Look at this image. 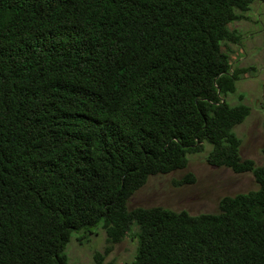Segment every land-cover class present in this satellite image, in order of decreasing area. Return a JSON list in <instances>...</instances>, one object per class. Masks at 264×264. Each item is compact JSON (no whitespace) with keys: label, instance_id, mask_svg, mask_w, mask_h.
Here are the masks:
<instances>
[{"label":"trees","instance_id":"trees-1","mask_svg":"<svg viewBox=\"0 0 264 264\" xmlns=\"http://www.w3.org/2000/svg\"><path fill=\"white\" fill-rule=\"evenodd\" d=\"M253 1L0 0V264H67L71 235L98 228L94 264L128 235L126 264H264V166L234 132L250 108L224 100L253 70L228 48ZM205 145L257 188L215 213L128 207Z\"/></svg>","mask_w":264,"mask_h":264},{"label":"rangeland","instance_id":"rangeland-1","mask_svg":"<svg viewBox=\"0 0 264 264\" xmlns=\"http://www.w3.org/2000/svg\"><path fill=\"white\" fill-rule=\"evenodd\" d=\"M244 18L229 25L240 33L238 44H229L232 67H253L243 79L235 82L236 91L227 94L224 100L229 105L241 103L250 108L247 118L234 128L241 144L239 154L242 159H251L257 166H264V0H254ZM210 149L205 145L203 152L187 155L185 169L167 174L148 177L145 184L133 193L128 207L159 206L173 211L185 210L191 215L217 212L218 202L224 196L246 193L257 188L250 173L235 174L225 167L209 166L205 156ZM186 173H191L194 181L187 185L174 186L173 182ZM93 235L77 237L73 233L65 246L67 264H94L95 252L103 253L106 243L104 232L98 228ZM78 235V236H77ZM136 240L131 235L112 246L104 256V263L126 264L136 252Z\"/></svg>","mask_w":264,"mask_h":264}]
</instances>
